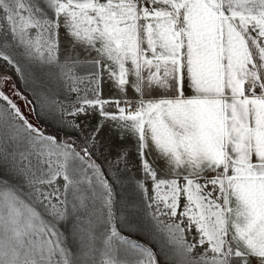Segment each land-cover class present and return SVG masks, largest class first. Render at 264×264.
<instances>
[{"label": "snow or ice", "instance_id": "obj_1", "mask_svg": "<svg viewBox=\"0 0 264 264\" xmlns=\"http://www.w3.org/2000/svg\"><path fill=\"white\" fill-rule=\"evenodd\" d=\"M0 62V264H264V0H0Z\"/></svg>", "mask_w": 264, "mask_h": 264}, {"label": "rangeland", "instance_id": "obj_2", "mask_svg": "<svg viewBox=\"0 0 264 264\" xmlns=\"http://www.w3.org/2000/svg\"><path fill=\"white\" fill-rule=\"evenodd\" d=\"M0 69H2L4 72H6L7 74L12 76V80L9 82L8 86L5 87L3 90L5 91L6 94L10 95L12 97V99L19 105V107L21 108V111L24 112V114L26 116H28V118L36 123V117L34 113H31L29 111V108L26 107L25 101L19 99L16 96H13L10 89H11V85L14 83L16 85V88L18 90H20L21 92H23L25 95L29 96L31 98V91L29 90V88L25 85V83L19 79V77L13 72L12 69H10L6 64H4L3 62H0ZM0 105L3 106H7L6 102L0 100ZM99 121V115L98 113H91L88 116H81L78 118L77 122L82 123V125L84 126V134L86 135L88 133V131H90L95 125L96 123ZM42 127L44 128V130L48 133H55L57 131V128L55 126L49 125L47 123H43ZM108 131L107 129L105 130V134L102 137V139H106L108 136ZM113 134V140L118 142L121 146L127 147L128 150L131 153V160L133 162V164H138L137 158H136V152H135V144L134 143H125L124 141H119V137L116 135V133H111V135ZM60 136L63 137L64 136V132L61 131L60 132ZM70 136L73 140H76L77 142H80V140H82V136L79 133L76 132H71ZM123 167V166H121ZM128 178H135L137 177L139 174L136 171L135 167H131L129 169V171L125 174ZM125 183H127V181H125Z\"/></svg>", "mask_w": 264, "mask_h": 264}, {"label": "crops", "instance_id": "obj_3", "mask_svg": "<svg viewBox=\"0 0 264 264\" xmlns=\"http://www.w3.org/2000/svg\"><path fill=\"white\" fill-rule=\"evenodd\" d=\"M102 95L104 98H111V97H115L116 93H115V90L110 85L105 84ZM112 137H113V134H112ZM124 142L135 144L134 140H131V139H127Z\"/></svg>", "mask_w": 264, "mask_h": 264}, {"label": "water", "instance_id": "obj_4", "mask_svg": "<svg viewBox=\"0 0 264 264\" xmlns=\"http://www.w3.org/2000/svg\"><path fill=\"white\" fill-rule=\"evenodd\" d=\"M0 73H5V74H7L6 72H4L2 69H0ZM9 75V74H8Z\"/></svg>", "mask_w": 264, "mask_h": 264}]
</instances>
